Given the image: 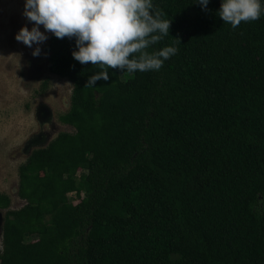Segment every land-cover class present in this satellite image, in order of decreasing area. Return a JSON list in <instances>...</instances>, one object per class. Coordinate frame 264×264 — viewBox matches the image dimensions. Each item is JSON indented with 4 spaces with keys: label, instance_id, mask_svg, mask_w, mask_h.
I'll list each match as a JSON object with an SVG mask.
<instances>
[{
    "label": "trees",
    "instance_id": "1",
    "mask_svg": "<svg viewBox=\"0 0 264 264\" xmlns=\"http://www.w3.org/2000/svg\"><path fill=\"white\" fill-rule=\"evenodd\" d=\"M152 3L171 25L148 51L178 50L158 71L85 87L100 69L50 34L74 132L18 166L22 207L0 193V264H264V14L233 29L222 0Z\"/></svg>",
    "mask_w": 264,
    "mask_h": 264
},
{
    "label": "clouds",
    "instance_id": "2",
    "mask_svg": "<svg viewBox=\"0 0 264 264\" xmlns=\"http://www.w3.org/2000/svg\"><path fill=\"white\" fill-rule=\"evenodd\" d=\"M198 2L207 9L209 0ZM262 14L261 0H222L218 11L233 29L241 22L258 20ZM23 15L33 27H21L15 39L29 48L48 39L40 31L41 25L59 39L75 38L78 50L72 52L74 59L100 69L88 78L85 87L109 80V69L158 71L178 51L173 46L148 51L169 35L171 25V20L161 19L164 13L155 9L152 0H26ZM40 53L36 47L32 55Z\"/></svg>",
    "mask_w": 264,
    "mask_h": 264
},
{
    "label": "rangeland",
    "instance_id": "3",
    "mask_svg": "<svg viewBox=\"0 0 264 264\" xmlns=\"http://www.w3.org/2000/svg\"><path fill=\"white\" fill-rule=\"evenodd\" d=\"M26 0H0V193L10 198V209L25 201L18 196V166L35 148L46 146L60 133H73L59 121L70 106L72 85L48 69V39L31 48L18 42L21 27H33L24 15ZM40 31L49 38L40 26ZM36 47L39 56H33ZM81 174V171L78 173ZM75 202L74 194H67ZM5 209H0L1 224Z\"/></svg>",
    "mask_w": 264,
    "mask_h": 264
},
{
    "label": "water",
    "instance_id": "4",
    "mask_svg": "<svg viewBox=\"0 0 264 264\" xmlns=\"http://www.w3.org/2000/svg\"><path fill=\"white\" fill-rule=\"evenodd\" d=\"M2 225V224H1Z\"/></svg>",
    "mask_w": 264,
    "mask_h": 264
}]
</instances>
